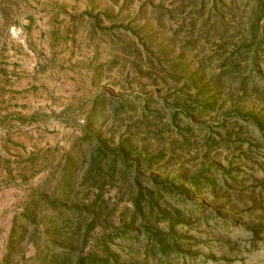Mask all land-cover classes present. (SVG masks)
Instances as JSON below:
<instances>
[{"label": "rangeland", "instance_id": "374dc122", "mask_svg": "<svg viewBox=\"0 0 264 264\" xmlns=\"http://www.w3.org/2000/svg\"><path fill=\"white\" fill-rule=\"evenodd\" d=\"M0 264H264V0H0Z\"/></svg>", "mask_w": 264, "mask_h": 264}]
</instances>
